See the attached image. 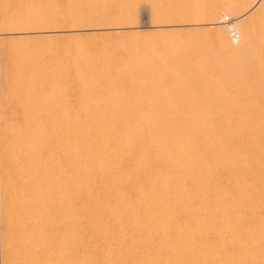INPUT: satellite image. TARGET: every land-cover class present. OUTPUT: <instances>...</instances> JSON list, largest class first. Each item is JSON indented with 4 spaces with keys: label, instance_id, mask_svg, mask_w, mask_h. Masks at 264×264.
Wrapping results in <instances>:
<instances>
[{
    "label": "rangeland",
    "instance_id": "obj_1",
    "mask_svg": "<svg viewBox=\"0 0 264 264\" xmlns=\"http://www.w3.org/2000/svg\"><path fill=\"white\" fill-rule=\"evenodd\" d=\"M262 2L263 0H0V66L3 62L7 63L8 61H10L9 63H22L21 59L25 61L35 60L34 62L37 64L36 81L43 88L42 98L40 97L38 99L40 102L38 103L37 100L36 103L40 104V106H37V109L41 107L40 109L45 112H43V116L40 114L42 118H83L85 120L89 117L88 120L92 118L99 120L137 117L148 121L149 129H151V134L154 136L172 137L173 134L185 133L183 136H190L191 134L195 142L203 138L204 135V137L207 135L209 137V134H213L214 136L211 135L212 137L221 138L222 136L223 140L228 138L226 139L228 142L230 141L229 139L233 138L232 141L236 146L230 141L231 145L236 150L238 149V145L242 150L244 154L241 155L242 157L244 156L243 158L240 156L242 160L244 162H251H245L246 165H244L241 158L237 156V159L232 158L230 160V167L225 166L227 169L230 168V170H223L224 173H222V169L225 168L217 167V172L215 170L214 175L217 173L216 175L221 177L219 180H223L224 178V181L225 179L228 181L230 176L228 174L231 173L233 180H230L234 182L229 181L232 184H242V186L233 187L236 185H232L229 181L228 183L226 181L224 184L222 183L223 186L221 188L225 189V196L228 195L229 191L233 190V192H230L231 194L229 193L230 197V195L237 194L239 190H246L243 188L245 182L241 181L243 180L240 177L241 175L244 174L246 176L251 174V178L255 175L257 177L254 178H259V180H261V176L264 180V162H262L264 160V151H262L264 150V147H262L264 146V143H262L264 142V78H262L264 77V57L261 60L257 58L255 66L252 65L255 69H252L246 63L245 57L247 55L244 54L245 49L240 39V32H242L243 28L244 31H246L245 29H250V27L251 30H253V27L254 30L261 31L258 30L260 29L261 19L254 16V12L260 7ZM213 7L214 9L215 7L218 8L213 11L215 14L210 12ZM109 15H114V17L123 15V18L111 20V16L106 18ZM114 17L112 16V18ZM112 21H119V23L115 22L117 23L115 24ZM256 30L255 32H257ZM262 41L260 40L257 43L260 45ZM258 49L260 50V48ZM245 53L247 54V52ZM12 59L14 61H11ZM262 60L263 62L259 63V65L258 61ZM242 65H246L247 69H243ZM251 69L254 70V73ZM247 70L248 74L246 73ZM257 73L260 76L262 75V77ZM256 74L259 78L256 77ZM40 109L38 110L41 111ZM3 125L0 119V264H8L7 255H9V251L12 249L11 246L14 247L15 244L16 247L12 251L14 252L16 248L15 251L20 252L17 240H20L18 237L22 230L16 226L23 225V217L21 218V215H19V218L16 214L19 207L16 204H18L19 200L17 196L10 193L14 190L17 191L16 186L20 181L16 178V173L21 162L18 161L20 163L17 165L16 161L18 157L16 156L18 154L13 149L15 148L14 142L16 141L17 134H15L16 132L5 134L2 129ZM172 127L177 130L172 129ZM182 134L178 135L182 136ZM197 134H200V136ZM229 135L232 136L230 137ZM196 144L198 145V143ZM200 145H202L201 142H199ZM199 149L201 156H203L202 154L204 156L207 154L201 153L206 152L203 151V149H206L205 147L201 146ZM15 151L16 153H14ZM256 151H259L258 155ZM206 156L202 158L206 159ZM249 156L251 157L249 158ZM257 157H260V159ZM262 157L261 164L263 166L261 165L259 170L263 171L261 173L256 172L259 168L257 165H260L259 161ZM234 161L235 164L233 165ZM239 161L242 163H239ZM168 162L165 166H167L166 168L170 172L172 168L175 169L176 165L170 161ZM230 163L235 168L237 166V168H232ZM239 164H242V168L238 169ZM249 164H252V167ZM218 169L220 172H218ZM233 170L241 171L243 174L238 172L240 175L236 173V176L233 173L237 171L233 172ZM226 171H229L227 177L225 175ZM254 172L258 173V175ZM223 174L224 177L222 178ZM238 175L240 182L238 178L235 179ZM246 177L250 178V176ZM259 180L258 183L260 182ZM263 180H261L262 183H264ZM261 182L259 184L255 183V186L258 185L257 187H263L264 189V185ZM229 184L231 185L229 186ZM225 186L227 187L225 188ZM228 187H232V190ZM244 187L246 188V184ZM259 188L256 189L257 191L250 192L254 196L247 193L249 194L248 196H251L250 199L245 196V193L249 192V190L243 193L245 195L241 194L245 196L244 198L247 200V203L245 202L246 200L242 201L243 197L241 196H235V200H238L237 197H241L242 203L245 202L249 205L252 202L253 205L252 203L251 205L256 211L257 208L255 206L260 207L261 211L258 209V214L260 215L257 216L258 214L256 213L258 211H255V214L247 212L239 220V222L243 221V223H240L239 228L242 227L243 232L246 230L247 237L252 235L251 233H255L253 237L257 239H255L257 250L258 252L262 251L261 254H264V243H261L264 242V236L260 234L259 224L257 223L258 219L260 222V219L264 217L261 216L262 210L264 213L262 205L264 204L262 202L264 190ZM226 189H229V191ZM254 193L257 195V198L259 197L257 200ZM5 194L8 197L11 194L12 196L10 195V197L12 199L8 198ZM261 195L262 199L260 198ZM211 196L209 199L207 198L210 203L209 205L207 199L205 202L203 201V203H207L208 207L204 205L203 208V203L201 202V204L199 200L198 205H201V207H198L203 212L205 208L207 210L210 209V205L213 207L214 202H212L213 198ZM5 200L7 204L4 202ZM12 200L15 201L13 207H11ZM241 201H239V204H241ZM15 206L18 207L16 208ZM242 206L246 207L244 204ZM232 207L230 206L229 208V206L227 207L224 204L223 209L226 208V210L222 211L220 209L226 213L229 209L231 211L235 208ZM7 208H9V211H11L10 208L14 210L9 212ZM212 210L214 211V208L208 210L211 211L209 212L211 215L217 213L216 215L222 218L219 219V224H216L217 222L214 219L218 220L217 216H214L216 218L213 217V220L212 216L208 217L215 222L214 229H217L214 230L216 233H212L213 238L216 237L215 239H217L219 236H224L222 238L228 239V234L225 232L227 229L223 231V228L227 227L226 220L228 218L230 220L231 217L235 219L236 215L232 212L230 213L231 217L225 214L221 217L223 214H221V211L215 210L217 212H212ZM209 213L205 214L206 218L207 214L210 215ZM249 213L256 220L248 216L247 214ZM188 214L184 213L187 218L186 221L190 223L193 218L191 215L189 217L191 216L192 219L189 218ZM10 215H14L9 218L10 222L12 220V223H8L9 221L7 220ZM181 216L184 217L183 215ZM3 217H6L7 221ZM13 217L16 220L19 218L21 223L19 225L16 224L17 221L14 222ZM248 217L251 218L250 222H247ZM225 218L226 223L223 221ZM244 218L246 219L244 220ZM107 219L106 223L109 221ZM75 220L81 221L82 218H76ZM83 220L81 221V225L84 224ZM87 220H85L86 224L82 225L86 229H81V226L79 227L80 229L78 227L74 228L75 231L78 229L77 232H80L77 234L74 231V234H72L77 240L76 243H73V248L77 252L76 255L74 254V249H70L72 252L74 251L73 253L69 251L72 257H76L77 255L80 257L86 244H94L92 245L93 247H98L97 244H100L98 248L94 249V251L96 250L95 253L91 250L96 256L101 255V252L98 253L101 250L100 246L103 244V248L102 246L101 248L104 249V245H107L105 241L107 238L105 239L104 235L101 236L103 239L100 236H96L97 231L96 233L94 232L95 229L91 227L90 223V227L87 225ZM254 221L257 224H255L256 226L254 225ZM220 224L221 226H219ZM222 224L226 227H222ZM243 224L244 227H246L245 225L247 227L251 225L249 228L251 232L248 231L247 227L243 228ZM108 225L109 228L106 227L107 230L113 231V228H115L114 222L109 221ZM8 226L13 229L10 238L18 235L15 239L13 238L14 242H18H16L17 244L12 242L11 239V241L4 239L8 242L7 246V243L3 241V238H6L3 235L5 234V232L3 233V229L5 228L4 231H6V227ZM221 227L220 231L223 233L218 229ZM17 228L20 230V233H12L13 231L17 232ZM87 228L89 231L85 232ZM256 229L260 233L258 230L256 233ZM115 230L117 232V228ZM224 232L227 234V237ZM214 234H217L218 237L214 236ZM256 234L260 235L256 237ZM91 235H95L94 238L98 243ZM118 235H120L121 240H124V233H119ZM261 236L263 241L260 240ZM20 237L22 239V233ZM84 237H87L86 239L90 243L86 242ZM100 238L102 240L105 239V242ZM161 238L162 242H164V238L161 236L158 240L154 241L155 244H158L159 241L161 242ZM82 239L81 243L80 240ZM99 240L103 243H99ZM29 246L34 249L35 254H33V257L38 256V247L32 244H29ZM7 249L8 252H5ZM80 250L82 251L81 253ZM123 255L125 256L124 253ZM122 256L123 263L124 259L125 264L130 263L127 262L129 259L126 256L125 258ZM19 259L20 262L18 259L15 261L16 263L18 262L17 264L30 263V261L24 262L23 259V263H21V258L19 257ZM251 263L255 264L256 262L247 264Z\"/></svg>",
    "mask_w": 264,
    "mask_h": 264
},
{
    "label": "bare ground",
    "instance_id": "obj_2",
    "mask_svg": "<svg viewBox=\"0 0 264 264\" xmlns=\"http://www.w3.org/2000/svg\"><path fill=\"white\" fill-rule=\"evenodd\" d=\"M216 8L217 7H215V9ZM215 9L213 7L210 12L214 13L213 11ZM110 16L111 15L106 18ZM112 16L114 17V15ZM112 16L110 18L111 20H120L123 18V15L114 18H112ZM254 16L261 19L259 25L260 29H258L261 31L258 32L255 29L257 31L255 32L253 27V30H251L250 27L248 30L245 29L246 31H244L243 28V33L238 31L240 32V39L242 40L244 51L247 52V54L244 52V54L247 55L245 57L246 63L251 67L252 65L255 66L254 64H256L258 59L261 60V58L264 57V0L260 7L254 12ZM117 23H119V21ZM259 39L263 40L262 43L260 42V45L257 43L260 41ZM258 48H260V50ZM244 54L241 55L245 56ZM22 60L23 59H21L22 63H9L10 61L7 63L3 62L4 64L2 63L0 66V119L4 124L2 129L5 134L16 132L15 134H17V136L14 142L15 148L13 149L16 150L18 154V156H16L18 157L16 161L17 165L21 162L16 173V178L20 180L19 183H17L19 187L16 186L17 191L14 190L15 192L13 191L10 193L17 196L19 200L18 202L16 198L18 202L16 205L19 206H15L16 208L18 207L16 212L19 213L16 214L18 217L19 215H21V218L23 217V225L16 227H20L19 229L22 230L21 233L23 237L21 239V233L18 228L16 229L18 230L17 232H12L20 233L18 237L20 240H17L19 243L16 241L17 244L13 240L18 235L13 237L14 239L10 238L11 231L13 230L12 224V228L8 226L6 227V231H4L5 228L3 229V233L5 232V234H2L6 236V238H3V241L7 243L6 245L8 246V242L5 240L8 239L9 241L11 239L12 242L16 243L18 248H20V252L15 251L16 248L13 252L12 250L16 247L13 243L14 247L11 246L12 249L9 251V255H7L8 264L16 263L15 261H17V259L18 261L20 260L19 257L21 258V263H23V259L24 262L30 261L29 264H125V259L123 263V259L121 258L123 253L129 259L127 262L130 263L128 264H247L250 262L254 263V261L256 262L255 264H264V254H261L262 251L258 252L255 245L256 238L253 237L255 233L252 231V235L247 237L246 230L243 232V229H241L242 227L239 228L240 223H243V221L239 222V220H241L247 212L255 214L258 211L256 214L259 213L258 209H260V207L256 205L255 208H257V211L254 210V207H252L253 203L251 202L252 205L251 203L249 205L246 204L247 200L244 198L246 196L250 199L253 195L250 192L259 188L257 187L258 185L255 186L259 178H254L257 177L255 175L251 178V174L246 175L250 176L249 178L244 176L241 171L235 170L237 171L235 172L233 170V172H235L233 174L236 176L238 172L243 174L240 176L243 179L241 181L246 184V188L244 187L245 184H243V188L247 191L249 190V192H246L245 195L243 193L246 190H239L237 194L233 196L230 195L229 197V193L233 192L232 187H228L232 191L226 189L229 192L228 195L225 196L226 191L221 188V186H223L222 183L224 184L225 181L228 183L230 179L233 180V175L231 178V173L228 174L230 175L228 181L226 179L224 181V174L222 176L223 180H219L221 177L217 176V173L215 174L216 176L214 175L215 170L217 172V167L225 168L222 169V171L230 170V168L227 169L225 166L230 167V160L232 158L237 159V156L240 157L243 154L238 145L237 150L240 149L239 151L242 153L231 145L230 141H232L233 138L229 139L230 141L228 142V140H226L228 138L223 140L222 136L220 138L212 137L214 136L213 134H209V137H207L208 135L204 137V135L203 138L200 137L201 139L197 140L202 144L199 146V142L193 141L194 137L192 138L191 134L190 136H183L185 133H178L182 134V136L173 134L174 136L172 135V137H163L161 135L154 136L151 134L152 131L149 129L150 126L148 121L137 117H131L130 119L106 118L99 120H94L93 118L88 120L89 117L85 120L83 118H42L40 114L43 116L45 112L40 109L41 107H38V109L42 112L39 111L37 106H40V104H36L43 93V88L38 84L39 82L36 81L37 64L34 62L35 60H23L25 62ZM11 61L14 60L12 59ZM262 62L263 60L258 61V64ZM242 66L243 69H247L245 67L246 65ZM252 69L255 68L252 67ZM253 71L254 70H252V72ZM246 73L248 74V70ZM257 74L260 76L259 73ZM258 75L256 76L257 78H259ZM260 77H262V75ZM39 102L38 100V103ZM9 121H11V123H9ZM164 128L167 129L166 127ZM172 129L177 130L174 127H172ZM197 135L200 136V134ZM256 142L255 144L257 145ZM196 143H198V145ZM232 143L235 145L233 141ZM201 146L206 148L205 150L203 149V151L206 152H201L207 153V156L205 155L207 157L206 159H204V154L201 156L199 152ZM16 151L14 153H16ZM257 153H259V151H256V154ZM252 154L250 155L252 156ZM251 156H249V158ZM257 158L260 159V157ZM262 160L263 157L260 161L257 160L260 162V165H257L259 168H256L258 170H256V172L261 173V171L264 170L263 168H261L263 170H259L262 165L261 163L264 162V160ZM168 161L176 165L175 169L170 168V172L167 170V166H165V164L167 165L169 163ZM242 162H244V160H242ZM242 162L239 161V163ZM245 162L243 163L244 165H246ZM232 164L234 165L235 161ZM232 164L231 167L236 169L237 166L235 168ZM252 164L249 165L251 166ZM239 165L238 169L242 168V164L240 167ZM224 171L222 173H224ZM218 172H220V170ZM228 172L226 171V177L228 176ZM256 174L258 175V173ZM239 175L235 177V179H239ZM260 179L263 180L261 176ZM261 180L259 181L261 182ZM235 182L237 181L235 180ZM231 184H229V186ZM233 184L236 185L233 187L240 185V183L238 185L235 183ZM262 185H264V183H262ZM240 186H242V184ZM226 187L227 186H225V188ZM262 189L263 187L261 190ZM6 192L8 191L6 190ZM247 193H250L251 196H248L249 194ZM210 196L213 198L212 202H214V205L213 207L210 205L211 207L209 206L210 209L208 210L214 208V211H221V209L225 211L226 208L223 209L224 204H226L227 207L229 206V208L230 206L235 207L234 209H232V207V210L229 211V209L226 213L221 211V214L223 213L221 217L224 214L231 217L230 213L232 212L236 215L235 219L231 217L229 220V218L225 216L228 219L226 220L225 218L223 220L224 222L225 220L227 221V223L225 222L227 227L224 225L226 228H223V231L227 229L225 232L228 234V239L222 238L224 236H219V231L224 227L223 222L222 227L218 228L219 237L217 234H214V236L218 238H213L212 233H216L214 230L217 229H214L215 222L212 220L214 216H217V213L211 215L209 213L211 211L205 208L204 212L208 211L206 213L210 214H207L206 218V213L199 208L201 207V205H198L199 200L200 203H203V201L205 202ZM235 196L243 197L242 201L246 200V203H242L241 197H237V199H240L239 201H241V204H244L246 207L239 204V201L235 200ZM256 196L255 194V197ZM10 198L12 199V197ZM258 198L256 197V200ZM260 198H263L262 195ZM263 200L262 202L264 203ZM4 202L7 204L6 200ZM4 202L2 201V203ZM12 202L11 207H13L15 201L12 200ZM206 204L203 203L202 207L204 208ZM209 204L208 202V205ZM262 205L264 207V204ZM205 207L208 206L206 205ZM8 209L9 208H7V210ZM10 209L11 211L14 210L12 208ZM214 211L212 210V212ZM184 213H189L188 217L191 215L193 219L191 216L189 218H191L194 223L192 221L188 223ZM6 214L8 213L6 212ZM6 214H4V216H6ZM261 214V216H264L263 210ZM14 215H10L8 219L6 217L3 218L5 220L7 219L9 221L8 223H12V220L10 222L9 218ZM247 215L250 216V213ZM259 215L260 214L257 216ZM209 216H212V220L208 218ZM252 216L250 217L252 218ZM15 217H13L14 222L17 221L16 224L19 225L21 223L20 217L18 218L19 220H16L17 217ZM217 217L218 220L222 219L219 218V215ZM76 218L84 219V224H86L85 220L88 219L87 225L89 226L90 223L91 227L95 229L94 232L96 233L97 231L96 236L101 237L104 235V238H107V240L104 239L107 245H104V249H102V244V248L100 246L102 251H98V253L101 252V255L96 256L94 254L96 251H94V249L98 248L100 244H97L98 247H93L92 245L94 244L90 245L85 243L86 245H84L83 252L80 250L82 255L80 257H78V255L72 257L70 254L72 250L70 249L75 250V248H73V243L77 242L76 238L72 236L75 231L74 228L78 227V229H80L79 227L81 226V229H86L82 227L84 224L81 225L82 220L77 221L75 220ZM107 218L110 222H114L115 228L113 229L115 230L117 228V232L116 230L115 232H113L114 230H107L106 227L109 228L110 225H108L109 221ZM251 218L248 217V221H246L250 222ZM106 219L108 223H106ZM245 219L246 218H244V220ZM252 219L254 220L255 218ZM5 220L4 222L6 223L7 220ZM215 220L217 222L216 224H219L220 220L214 219V221ZM18 221L20 222L18 223ZM257 223L259 224L261 233L258 229L255 230L256 233L258 230V232L264 236V217L260 219V222L258 219ZM255 224L254 221V225ZM219 226H221V224ZM219 226L217 225V227ZM245 226L247 227V225ZM246 227H244L243 224V228ZM250 227L248 226L247 228L249 229ZM239 230H241L243 234ZM77 231H75V233ZM86 231H89L88 228L85 232ZM248 231H250V229ZM79 232H77V234ZM82 233L84 234V232ZM119 233H124V238L122 237L124 240L120 239ZM222 233L220 234L223 235ZM227 234H225V236ZM260 234H256V237ZM92 235L91 237L94 238L95 235ZM159 236H163L164 242H162L161 238V242L159 241L158 244H155L154 241L158 240L160 238ZM262 236L260 240L263 241ZM86 238L87 237H84V240L90 243ZM101 238L103 239V237ZM94 240L96 239L94 238ZM81 241H83V239L80 240V242ZM93 242L98 243L97 240ZM101 242L99 240V243ZM81 243L80 245L83 246ZM261 243L263 244L264 242ZM10 244L12 245L11 242ZM29 244L38 247V256L33 257V254H35L34 249L31 248ZM29 247L32 250H30ZM91 250L94 253L91 252ZM5 252H8V249ZM76 253L75 250L74 254L76 255Z\"/></svg>",
    "mask_w": 264,
    "mask_h": 264
}]
</instances>
